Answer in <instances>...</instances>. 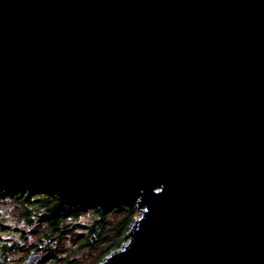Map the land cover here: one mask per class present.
<instances>
[{
    "label": "water",
    "instance_id": "1",
    "mask_svg": "<svg viewBox=\"0 0 264 264\" xmlns=\"http://www.w3.org/2000/svg\"><path fill=\"white\" fill-rule=\"evenodd\" d=\"M0 184L137 203L100 264H264V0H0Z\"/></svg>",
    "mask_w": 264,
    "mask_h": 264
},
{
    "label": "trees",
    "instance_id": "2",
    "mask_svg": "<svg viewBox=\"0 0 264 264\" xmlns=\"http://www.w3.org/2000/svg\"><path fill=\"white\" fill-rule=\"evenodd\" d=\"M1 202L17 205L18 216L22 219L31 220L33 215L39 220L43 226L39 238L46 243L49 251L59 254V243L63 237L74 236L72 244L78 241L80 249H89L81 264H100L104 258L120 249L126 242L130 226L139 214L136 203L129 201L101 204L98 201H82L77 197L61 198L58 193L29 189L17 184H0ZM29 205L32 208L29 209ZM88 213L92 221L86 227V234L75 237L74 227L61 230V226L64 227L68 221Z\"/></svg>",
    "mask_w": 264,
    "mask_h": 264
},
{
    "label": "flooded vegetation",
    "instance_id": "3",
    "mask_svg": "<svg viewBox=\"0 0 264 264\" xmlns=\"http://www.w3.org/2000/svg\"><path fill=\"white\" fill-rule=\"evenodd\" d=\"M13 207L18 212V206L11 204L6 209L7 213H0V264H27L30 256L36 257L32 264H62L63 258L58 256L57 253L49 251L46 243H43L39 238L42 231L41 227L43 228V226L35 216L32 215L31 220L22 219L19 222L21 225H26L27 227H35L30 231L33 235L34 242H31L32 237H27L23 231L21 233L14 231L18 233L19 241L13 238ZM27 207L30 209L32 205ZM17 242H26L28 244L24 246V249H21L22 247L18 246ZM20 249L22 250V257L19 260L13 259V255Z\"/></svg>",
    "mask_w": 264,
    "mask_h": 264
},
{
    "label": "rangeland",
    "instance_id": "4",
    "mask_svg": "<svg viewBox=\"0 0 264 264\" xmlns=\"http://www.w3.org/2000/svg\"><path fill=\"white\" fill-rule=\"evenodd\" d=\"M53 193V192H52ZM86 201V200H83ZM87 201H93V200H87ZM96 202V201H94ZM99 202V201H98ZM13 204L12 202H1L0 203V213L1 214H5L7 213L6 209H8V206ZM4 205V206H1ZM137 205V210H138V204ZM13 206H15V204H13ZM139 213V211H138ZM19 212H17L16 209H14L13 207V238L19 241V235L18 233H15L14 231L20 232L23 231L25 232V235L27 237H32L31 242H34L33 240V235L30 233V231H32L35 227H27L26 225H21L19 222H21L22 218H20L18 216ZM139 217V214L137 216V218ZM9 219V218H7ZM91 220V215L88 213L85 216H82L81 214L76 217L75 219H72L70 221L67 222L66 225H64V227L61 226V230H65L66 227H74V233H75V237L81 236L82 234H86V227L87 225L90 223ZM32 235V236H31ZM35 237V236H34ZM74 236L68 235L65 236V238L63 237V239L60 241V249L61 252L59 254H57L58 256H60L61 258H63L62 260V264H81L83 261V257L87 255L88 250L87 248L84 249H80L79 245H78V241L76 242V244H72L71 241L73 240ZM18 243V242H17ZM28 243H18V246H21V249H24V246H26ZM77 245V246H76ZM18 250L16 254L13 255V259H20L22 257V250Z\"/></svg>",
    "mask_w": 264,
    "mask_h": 264
}]
</instances>
